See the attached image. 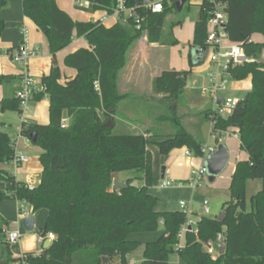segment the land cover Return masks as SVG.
<instances>
[{
    "label": "trees",
    "instance_id": "16d2710c",
    "mask_svg": "<svg viewBox=\"0 0 264 264\" xmlns=\"http://www.w3.org/2000/svg\"><path fill=\"white\" fill-rule=\"evenodd\" d=\"M9 1L0 0V11ZM87 1L93 11L108 14L122 1L125 8H134L143 21L138 29L132 19L106 28L98 21L74 22L58 8L56 0H22L23 15L42 33L53 64L55 55L73 39L82 37L88 46L64 58L63 63L76 72L65 84L59 83L61 75L56 64L40 79L45 92L34 97L35 101L48 97V124L21 122L20 135L30 142V136L35 134L34 142L30 143L41 149L40 183L28 191L12 174L0 170V183H5L0 203L23 200L32 215L46 210L48 216L38 233L43 237L49 233L55 236L47 249L42 244L37 252L26 253L27 264H109L117 257L119 264H129L128 255L140 243L129 241L128 235L155 231L159 224L164 232L144 246L140 264H168L173 254L186 264H264V62L260 59L264 43H249L254 34L264 36V0H215L224 5L227 13L225 27L230 42L243 46L254 61L231 70L233 81L250 76L251 89L226 119L214 118L213 131L217 134L237 131L240 150L247 159L235 164L227 188L230 199L222 206L223 221L219 223L217 215L200 216L197 234L185 232L181 250H177L178 235L187 217L182 210L157 211L158 199L148 191L153 181L148 147L155 145L161 157L186 149L191 156L202 158L201 127L211 121L212 109L182 111L180 106L187 80L203 64L202 54L197 56L194 50L206 48L211 3L197 0L201 3L197 5L199 15L193 26L188 70H164L154 77L152 88L157 97L150 101L155 105L145 104L143 115L126 117L129 124L141 127L142 132L130 128L127 133L115 134L108 123L119 115L125 120L119 103L128 97L118 94L117 75L126 65L125 56L131 44L145 33L148 44L175 46L177 40L172 30L183 21L166 24L169 14L178 13L177 0L164 1L159 14L140 10L142 0ZM4 30L0 17V35ZM20 80V76L0 75L1 112H20L15 97ZM185 118L193 121L185 123ZM146 134L149 137L145 139ZM14 149L8 134L0 131V163H11ZM131 169L143 176L144 185L135 186L131 180L124 190L111 191L113 176ZM249 180L262 184V190L248 200L250 209L245 190ZM7 229L8 223L0 217V234ZM218 237L224 241L225 253L213 261L203 245L218 241ZM102 258H108V262L104 263ZM14 262L12 249L1 235L0 264Z\"/></svg>",
    "mask_w": 264,
    "mask_h": 264
},
{
    "label": "rangeland",
    "instance_id": "374dc122",
    "mask_svg": "<svg viewBox=\"0 0 264 264\" xmlns=\"http://www.w3.org/2000/svg\"><path fill=\"white\" fill-rule=\"evenodd\" d=\"M196 0H191L188 4L187 8H184L183 12L180 13H171L166 18V24L167 26L170 25L171 22H176L177 20H182L183 23L180 26L174 27L172 30L173 37L177 40V43L175 46H165L164 48L161 46L164 45H157V44H151L154 46L155 50H152L149 52L148 56L145 55L146 49L142 47L143 45H139V55L141 58L146 61V57H148L150 60L149 62L151 65H155V63L159 65V62L161 63L160 66H155L149 69L148 71H145L144 73H140L139 76L137 72L133 73L131 80L134 84L135 81H140L141 84L144 85L145 90L147 94L142 97L137 98H131L122 100L119 103V111H121L120 114L124 115L125 120L119 115L116 117L115 121H110L109 125L114 127L113 132L115 134H124L127 133L130 128H133L134 130L138 132L141 131V127L134 126L129 124V121H126L127 119H132L137 117L138 114L143 115L146 107L143 105H147L150 107V105H155L154 101H150V98L157 97L156 94H154L153 88H152V81L150 82V74L155 71H164V70H174V71H187L189 68V61H188V53L190 51V46L192 45L193 40V32H194V23L198 19V7L194 3ZM183 8V7H182ZM98 12H101L100 10ZM93 22V21H92ZM146 38V34H143V37L139 40L133 42L131 44V47L129 48L126 56H125V67L118 73L117 75V91L118 94L121 92V90L118 89V87H122L123 84L127 81L126 75H129V66H130V56L131 53L134 51L133 49L138 47L136 46L142 39ZM147 41V39H146ZM148 43V42H147ZM135 46V47H134ZM155 62V63H154ZM161 68V69H160ZM204 69V65L197 67L190 78L187 80L185 88H184V96L183 101L180 106V109L182 111H185V108L192 109V110H200L205 107L211 108V102L209 97L202 96L201 90L207 85V76H206V70ZM246 94V91L241 92H229L227 91L228 96L232 98H238L243 99L244 95ZM0 121L4 123L2 126V129L6 132H8L11 135V140L13 141L18 133V129L20 128V123L22 121L21 114L17 111H0ZM147 121V120H146ZM193 121L192 119L185 118L184 122L189 123ZM112 127V128H113ZM223 139L222 144L227 148L229 152V163L227 168L221 173L219 177H217L213 183H210L208 181V177L205 176L202 181L200 182V185H190L189 182H186V180H180L177 181L175 185H172L171 187L159 189L158 185L161 182V169L163 167L168 166L166 164V160L163 158L158 157L156 154V147L155 145H150L148 150L152 151L151 159H152V176L153 181L152 185L148 188V191L155 196L158 199V202L156 204V209L159 212L164 211H181L179 208V204L183 202L190 211L196 212V215L202 214V207L201 203L204 201L208 202V207H210L211 216L218 215L222 210V206L229 202L230 196L229 191L227 190L229 179L231 177V170L233 169V166L235 164V161L237 159H240L241 151H240V143L239 141H236L232 136H225L220 135ZM23 137V136H22ZM25 138V137H24ZM201 139L204 142V144H208L210 146L215 144V141L212 139V137L209 136V125L208 122L204 123L201 127ZM21 142L23 146H25L26 150H24L30 157H33L36 155V153L40 152L41 149L38 146H34L31 144L28 139L21 138ZM38 150V151H37ZM182 157H185L180 150L175 151L171 155V159L174 160V162H180ZM190 159H202L198 157H185ZM7 166V169H12V165L9 163H5ZM197 168V167H196ZM196 168H192V170H196ZM117 174V180L119 182H126V181H133V184L135 186H143V176H141L136 170H129L124 172H119ZM165 179L169 178L168 172L165 173ZM189 179V178H188ZM187 179V180H188ZM182 184L180 187L178 184ZM260 181L255 180L251 181L249 180L247 182L246 186V198H247V208L250 209L249 206V198L252 195H255L257 190L255 188L259 187ZM23 206L26 208V212L30 213L29 206L26 203H22ZM37 213V212H36ZM36 216V215H35ZM164 232V227L162 224H159L157 229L155 231H149V232H132L128 235L129 241H137L140 243L139 248L134 251L132 254L128 255V258L132 261L134 260L136 264H140L143 260L142 258V252L143 248L146 244L149 242H154L157 240ZM184 244V241L180 243L182 246ZM168 264H186L183 260H181L180 257H178L177 254H173L169 256ZM120 259L114 258L109 264H119Z\"/></svg>",
    "mask_w": 264,
    "mask_h": 264
},
{
    "label": "crops",
    "instance_id": "0c3cea01",
    "mask_svg": "<svg viewBox=\"0 0 264 264\" xmlns=\"http://www.w3.org/2000/svg\"><path fill=\"white\" fill-rule=\"evenodd\" d=\"M194 3L196 5H199L201 2L196 0ZM56 4L58 8L64 11L67 15H69L74 22H78V21L79 22H92V21L99 22L100 20H103V18H105L107 15L105 11L98 12V11H93L92 8L90 7L88 8L78 7L76 5V0H56ZM0 17L2 18L4 25H5V30L2 32V35H0V75L21 77L24 74H28L29 76L31 75L36 81L40 82V79L43 77H46L50 73L51 69L54 67V64H56V67L59 69L60 75H61L60 82H59L61 85L65 84L69 79H72L75 76V73H76L75 70L67 67L63 63V61L67 55L72 54L81 48H88L84 38L78 37V38L73 39V41L68 46H66V48L62 49V51L58 52L55 55L54 64H53L52 56L50 55L48 51L47 42L45 38L43 37L42 33L37 30L35 24L32 22L31 19H28L27 17L23 15L22 0L9 1L6 7H4L0 11ZM115 23H117L116 20L110 17V18H106L104 22L102 23V25L105 26L106 28H109ZM22 29H24L26 32V38L29 42V45H32L39 49V56L35 58H31L28 61L26 68L24 67V65H21L15 62L13 63L6 55L8 52L14 53V51H16V49L22 42V39H23V35L21 32ZM249 43L263 44L264 36L259 33L254 34L250 37ZM139 45H143L142 47L146 49L145 55L147 56L150 51L155 50L153 45L147 43L146 38L142 39L136 45L138 47L133 49L134 51L131 53L130 60H129L131 62L129 69H128L130 74L126 75L125 80L127 81L123 84V86L118 87V89L121 90L119 94L127 96L128 97L127 99H129V96L132 98H137V97L139 98L147 94L146 92H144L145 87L143 84H141L140 81L137 80L134 82V84H130V83H133V81L131 80L132 78L130 77H132L134 72L135 73L137 72L139 76L140 73H144L145 71H148L152 67L162 66L161 65L162 62L161 63L159 62V65L158 63L156 64L154 62L155 65H151V63L149 62L150 60H148L149 59L148 57H146V61H145V57L144 59L141 58V56L139 55L140 54ZM161 47L164 48L165 46H161ZM260 59L262 62H264V51H262ZM205 69L206 67L204 66L203 70ZM161 72H162L161 70H159L158 72L157 71L152 72V74H150V78H151L150 82L154 79V77L159 75ZM250 89H251V77L249 76L243 81H232L229 84L227 91L229 92L246 91V94H247L249 93ZM246 94L244 95V97L246 96ZM2 95H3V86L0 85V100L2 99L1 98ZM234 99L243 100V99H238V98H234ZM48 109H49L48 97H45L44 99L40 101L31 102V104L29 105L28 109L25 112L26 120L24 122L26 124L35 123L38 125H47L49 121ZM3 125L4 123L0 121V131L7 133L11 139V135L2 129ZM208 125H209V136H210L211 125L209 123ZM108 126H111V125H109L108 123ZM230 132H232L230 136H232L236 141H238V138L235 136V133L237 131L233 132L232 130H230ZM13 138L14 140L13 141L11 140V141L14 143L15 154L21 153L25 155L28 158V164L15 167L12 163H10L12 165V169H7V166L5 165V163H0V170H4L12 174L16 182H19L25 185L37 186L40 183V175L42 171V166L40 162L38 161L40 152L36 153V155H34L33 157H30L24 151L26 150V148L25 146L22 145L23 142H21L22 141L21 138L23 139H26V138L20 135V130L18 131L16 136ZM179 150L183 154L185 149H179ZM155 152L158 155L157 149ZM174 152L175 151H173L172 153ZM150 153L152 154V151H150ZM172 153L169 154V156L167 157H164V156L161 157L158 155V157L162 159L164 158L166 160L168 169L167 167L165 168L164 175L166 172H168L169 178L167 180H173L175 182L180 181V180H187L190 176L189 173L192 170V168L203 166L205 162V159L203 158L202 159H197V158L190 159V158H185V157H182L183 160H181L180 162L178 161L174 162V160L171 159ZM228 155H229V152H228ZM245 159H247L246 153L241 151L240 159H237L235 161V164L238 161H245ZM229 160H230V157H229ZM235 164L233 166V169L231 170V174L234 171ZM116 176L117 174L113 176V180L117 179ZM126 182H122V183L126 184ZM261 185L262 184L260 183L259 187L255 188L257 190L256 193L262 190ZM4 188H5V183L1 182L0 191L3 190ZM17 208H18V203H16L15 200L2 201L0 203V217H2L8 223L9 230L11 231L19 230V232L22 234V238L18 242V247H17L18 254L19 253H35L38 251L39 246H40V244L37 243L38 231L43 228L46 218L48 216V212L46 210H39L37 213H34L33 215L30 214L34 218V226H33L34 229L32 232H27L21 226V220L24 217H20L18 215V213L16 212ZM192 212L195 215L194 219H196V216H197L196 212L194 211Z\"/></svg>",
    "mask_w": 264,
    "mask_h": 264
},
{
    "label": "built area",
    "instance_id": "2783aa9c",
    "mask_svg": "<svg viewBox=\"0 0 264 264\" xmlns=\"http://www.w3.org/2000/svg\"><path fill=\"white\" fill-rule=\"evenodd\" d=\"M164 1H175V0H142L140 5V10L148 11L152 14L162 13L163 10V2ZM211 3V10L209 12V18L206 24L207 28V36L205 40L206 51L203 57V65L206 67V76H207V85L202 88L201 93L202 96H208L211 102V109L213 112L211 121L209 124L211 125L210 137L215 141V144L210 146L208 144H204L201 147L202 158L206 159L209 154H212L217 148L219 144H222L223 139L220 135L230 136L232 132L230 130L217 134L213 131L214 118H222L226 119L228 115L232 113L235 109L239 100H236L227 94V90L229 84L233 81V76L231 75V70L242 66L243 64L254 61L250 59L245 51L243 46H240L235 43H231L226 32V23H227V13L224 11V5L215 1L209 0ZM76 5L81 8H92V4L87 0H76ZM106 17L103 20H100L99 23L102 24L106 18H113L116 22H126L127 19H132L135 23L136 28H139L140 23L143 21V18L135 11L134 8L124 7L122 1H118L116 7L112 9V12L108 14L106 12ZM23 39L16 51L14 53L8 52L7 57L14 63H18L27 67V63L31 58H35L39 56V49L29 45V42L26 38V32L24 29L21 30ZM21 86L17 90L15 97L19 101V110L21 114V119L24 122L26 120V110L28 109L31 102L35 101V95L38 93L45 92V88L41 85L40 82L36 81L31 75L24 74L21 76ZM220 99L219 103L218 100ZM64 125V122H62ZM235 136L238 138L237 132ZM146 139L149 137L148 134L143 135ZM29 141V140H28ZM185 157H191V153L188 150H184ZM11 163L16 167L23 166L28 164V158L21 154L16 153L11 161ZM189 179L187 182L190 185L196 186L200 185L202 179L207 176L206 171L204 169V165L197 167L196 170H191L189 173ZM176 182L173 180L162 179L158 185L159 189H164L175 185ZM182 184H178L180 187ZM23 186L28 190L32 191L35 186L25 185ZM16 203H18V208L16 212L20 217L29 216L31 214L26 212V208L22 203H26L23 200L16 199ZM27 204V203H26ZM202 214L197 215L196 219H194V213L190 211V209L181 202L179 204V208L185 213L187 219L184 223L181 231L178 235V240L180 241L177 250H181L183 245L182 242L183 235L185 232H193L195 235L197 234V221L200 216H210L211 211L210 207H208V202L204 201L201 203ZM190 227V229H189ZM5 236V241L8 245H10L13 257L15 259L14 264H27V255L26 253H19L17 251L18 242L22 238V234L17 231H11L9 229L4 230L1 234ZM55 239L53 233H49L44 237L38 233L37 243L42 245L45 240L52 241ZM203 249L206 254L210 256V258L215 261L217 259V241L209 242L203 245ZM134 260H130L129 264H134Z\"/></svg>",
    "mask_w": 264,
    "mask_h": 264
},
{
    "label": "water",
    "instance_id": "95a60500",
    "mask_svg": "<svg viewBox=\"0 0 264 264\" xmlns=\"http://www.w3.org/2000/svg\"><path fill=\"white\" fill-rule=\"evenodd\" d=\"M187 2V0H177L176 1V11L180 12L183 5ZM206 48H204L201 51L198 50H194V54L197 56H200L202 54V56L204 57ZM202 58V57H201ZM202 61V60H201ZM220 99L218 100L219 103ZM109 128H112L111 126H108ZM35 140V134H32L30 136V142H34ZM228 161H229V155H228V151L227 148L223 145V144H219L216 148V150L214 152H212V154H209L204 162V169L206 171L207 177H208V181L210 183H213V181L219 177L221 175V173L226 169L227 165H228ZM164 171H165V167H163L161 169L160 175H161V179H164ZM126 188V184L119 182L117 179L113 180L112 183V188L111 191L115 192V191H120V190H124ZM225 216V210L221 211L217 217L216 220L221 223L223 221V218ZM21 226L22 228L25 229V231L27 232H32L33 231V226H34V218L33 216L29 215L24 217L21 220ZM190 229V227H189ZM51 245V241L50 240H45L43 242V248L47 249L49 246ZM225 253V244L224 241L222 239V237H218V241H217V254L218 256H224ZM103 262L106 263L108 262V258H102Z\"/></svg>",
    "mask_w": 264,
    "mask_h": 264
}]
</instances>
